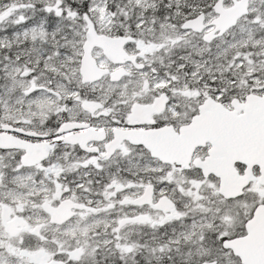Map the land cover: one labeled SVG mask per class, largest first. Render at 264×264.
<instances>
[{
  "label": "snow or ice",
  "instance_id": "obj_1",
  "mask_svg": "<svg viewBox=\"0 0 264 264\" xmlns=\"http://www.w3.org/2000/svg\"><path fill=\"white\" fill-rule=\"evenodd\" d=\"M0 264H264V0H0Z\"/></svg>",
  "mask_w": 264,
  "mask_h": 264
}]
</instances>
